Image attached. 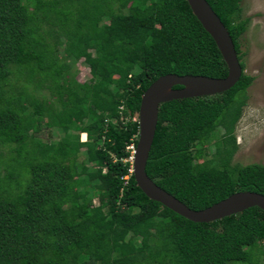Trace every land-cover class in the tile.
<instances>
[{
  "label": "trees",
  "instance_id": "16d2710c",
  "mask_svg": "<svg viewBox=\"0 0 264 264\" xmlns=\"http://www.w3.org/2000/svg\"><path fill=\"white\" fill-rule=\"evenodd\" d=\"M206 2L243 68L240 0ZM68 58L83 59L88 82L67 78ZM167 73L226 74L186 0H0V264H264L258 207L192 222L148 199L132 174L121 178L140 95ZM250 81L241 72L223 92L157 107L144 171L192 210L235 191L264 195V165L230 164ZM50 128L62 135L41 142Z\"/></svg>",
  "mask_w": 264,
  "mask_h": 264
},
{
  "label": "water",
  "instance_id": "95a60500",
  "mask_svg": "<svg viewBox=\"0 0 264 264\" xmlns=\"http://www.w3.org/2000/svg\"><path fill=\"white\" fill-rule=\"evenodd\" d=\"M186 2L191 13L213 40L225 63L226 74L223 77L214 78L204 75L167 73L156 77L143 90L137 109V136L131 162L133 181L148 199L160 203L192 222H210L251 206L258 207L264 213V195L246 190L232 192L205 208L192 210L157 186L144 171L155 129L158 105L170 100L223 92L238 80L242 72L226 28L206 0H186ZM177 85L178 87H175Z\"/></svg>",
  "mask_w": 264,
  "mask_h": 264
},
{
  "label": "rangeland",
  "instance_id": "374dc122",
  "mask_svg": "<svg viewBox=\"0 0 264 264\" xmlns=\"http://www.w3.org/2000/svg\"><path fill=\"white\" fill-rule=\"evenodd\" d=\"M239 5L241 17H246L248 20L246 30L240 39V50L242 51L240 61L243 63L242 73L249 75L251 81L245 88V103L241 106L240 115L234 123L233 135L236 148L230 164L259 163L264 165V0H240ZM43 27L46 26L43 25ZM61 47L58 48V54H62ZM66 63L69 65L65 73L67 78L74 84L88 82L90 74L82 58H68ZM12 78L15 77H10L9 80L15 85L18 84ZM26 90L37 100L44 97L46 101H52V96L46 88L32 89L30 85ZM221 131L222 128L218 125L215 135L220 134ZM46 134L39 138L41 142L57 140L62 135V130L50 128L47 129ZM213 148L211 140L205 147L207 156L212 153ZM6 157V148L0 146V175ZM77 160L85 162L82 151L77 154ZM89 164L91 163L87 166L93 173L94 167ZM91 196L93 204L96 205L97 198L93 194Z\"/></svg>",
  "mask_w": 264,
  "mask_h": 264
},
{
  "label": "built area",
  "instance_id": "2783aa9c",
  "mask_svg": "<svg viewBox=\"0 0 264 264\" xmlns=\"http://www.w3.org/2000/svg\"><path fill=\"white\" fill-rule=\"evenodd\" d=\"M134 118H132L133 120ZM133 149H134V145L133 142H130L127 146H126V150L129 152L128 156L124 159V161H127L129 163L128 168H127V174L123 175L121 178L124 180V183L126 182L128 176L131 174V162H132V155H133Z\"/></svg>",
  "mask_w": 264,
  "mask_h": 264
},
{
  "label": "clouds",
  "instance_id": "9594fccd",
  "mask_svg": "<svg viewBox=\"0 0 264 264\" xmlns=\"http://www.w3.org/2000/svg\"><path fill=\"white\" fill-rule=\"evenodd\" d=\"M136 121H137V117H136ZM79 140L81 142L85 141V134L83 132L79 133Z\"/></svg>",
  "mask_w": 264,
  "mask_h": 264
}]
</instances>
